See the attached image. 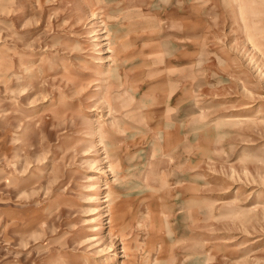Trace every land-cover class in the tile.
I'll return each instance as SVG.
<instances>
[{"label": "rangeland", "instance_id": "obj_1", "mask_svg": "<svg viewBox=\"0 0 264 264\" xmlns=\"http://www.w3.org/2000/svg\"><path fill=\"white\" fill-rule=\"evenodd\" d=\"M114 256L264 264V0H0V264Z\"/></svg>", "mask_w": 264, "mask_h": 264}, {"label": "bare ground", "instance_id": "obj_2", "mask_svg": "<svg viewBox=\"0 0 264 264\" xmlns=\"http://www.w3.org/2000/svg\"><path fill=\"white\" fill-rule=\"evenodd\" d=\"M128 10V9H127ZM34 60H31V62H33ZM119 67V66H118ZM100 70H103V66H101L100 67ZM99 126H100V129H102L103 128V123L100 121L99 122V124H98ZM105 137L106 136H104V135H102V140H101V142L103 143V141H105ZM107 143V142H106ZM103 146H107V145H105V144H102ZM107 149V148H106ZM110 153V152H109ZM115 155V154H114ZM108 156V155H107ZM99 179V177L98 176H96V175H90V177H89V181L91 182V190H95L97 193L95 194V195H92V200H97L98 198H96L97 196L96 195H98V193H99V188L97 187L96 188V186L94 185L95 184V181H97ZM111 195V193L109 192L108 193V197ZM107 200H109V198H107L105 201H107ZM113 216L114 215H112L111 217L113 218ZM97 229H99V228H97ZM92 252V251H91ZM99 254V253H98ZM116 258H117V256H114V257H111V258H109L108 260H107V264H114V262H116Z\"/></svg>", "mask_w": 264, "mask_h": 264}]
</instances>
